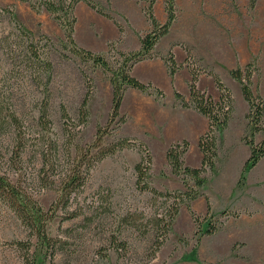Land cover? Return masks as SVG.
Listing matches in <instances>:
<instances>
[{"label": "rangeland", "instance_id": "obj_1", "mask_svg": "<svg viewBox=\"0 0 264 264\" xmlns=\"http://www.w3.org/2000/svg\"><path fill=\"white\" fill-rule=\"evenodd\" d=\"M29 1L35 0H0V37L12 32L10 39L35 45L41 54L19 75L11 69L16 60L0 50V105L11 106L26 125L33 126L44 88L48 91L52 124L51 132L44 135L45 141H55L57 148L47 154L45 175L40 172L42 160L33 158L34 147L27 149L13 179L40 208L41 226L49 241L43 244L37 240L0 201V264H264V169L255 176L248 175L250 169L244 182H238L244 162L240 160L248 156L241 139L247 135L258 144L264 137V116L258 124L262 131L251 137L245 119L248 104L230 75L235 68L242 78L249 72L253 95L264 99V0H254L252 8L248 0H174L173 20L158 36L151 56L129 71L141 82L160 89L163 96L126 88L119 116L113 121L108 73L68 52L54 14L43 7H30ZM49 1L61 4L62 18H75L72 37L76 45L102 55L110 65L118 58L117 52L138 50L139 39L152 30L144 13L149 0H78L71 11L68 0ZM164 1L155 0L151 6L161 25L168 18ZM15 24L21 31L14 29ZM43 61L48 62L50 71L43 70ZM189 84L214 101L221 96L232 99V113L224 129V138L230 141L227 146L218 136L214 168L205 171L206 182L199 189L202 196L189 201V208H179L165 241L149 258L152 236L140 234L120 218L139 213L145 218L155 210L149 203L150 193L136 186L134 165L144 149L150 158L146 181L158 191L185 190L166 159L171 144L186 140L184 164L199 166L197 137L206 130L207 120L190 105ZM85 97L83 123L79 107ZM61 106L67 114L65 120ZM241 119L246 124L235 138ZM97 127L109 131L103 144L127 138L133 146L95 162L82 192L63 208L60 185L42 186L40 177L56 179L48 168L50 162L57 166L55 172L61 173L78 161L74 160L76 147L87 150ZM232 141H237V146ZM231 151L235 152L228 161ZM186 182L192 184L189 179ZM72 210L80 214L67 219V211ZM111 235L126 241L125 252L112 248Z\"/></svg>", "mask_w": 264, "mask_h": 264}, {"label": "trees", "instance_id": "obj_2", "mask_svg": "<svg viewBox=\"0 0 264 264\" xmlns=\"http://www.w3.org/2000/svg\"><path fill=\"white\" fill-rule=\"evenodd\" d=\"M68 2L69 5L67 7L71 11L78 0H68ZM154 2L155 0H149L148 8L144 9L145 16L149 20L152 30L139 39L138 50L117 52L118 58L114 65H110L102 55L95 54L76 45L72 37L75 18L72 15L69 19L62 18V16H60V12L63 11L61 4H55L53 1L49 0L29 1L30 7H43L54 14V19L63 31L64 39L69 46V49H67L68 52L78 57L81 61H89L93 66L101 67L105 73H108V80L111 85L112 93L111 113H109L111 121L119 116V108L126 88L136 89L147 94L155 92L158 96H163V92L160 89L153 87L150 83L141 82L129 72L134 64L151 56L150 53L153 51L158 36L165 32V29L173 20L172 7L174 0L164 1L168 18L162 25L158 23L152 14L151 6ZM248 6L252 8L254 6V0H248ZM63 13H66V11ZM14 29L21 31V28L16 24L14 25ZM12 34V32H9L0 37V50L3 52L6 50V52L12 55L16 61L12 62L11 69H13L15 73L22 75L27 71V66L31 63L30 61H38L41 54L39 48L35 45L30 43L25 44L10 39ZM45 62L43 61L42 63L43 70L50 71L48 62L46 64ZM172 74L173 71L168 69V75L172 76ZM230 75L240 85L241 95L248 104V111L245 114V119L247 120L249 134L253 137L252 135L262 131V128L258 124L264 116V99L259 95H253L254 93L250 89L248 82L250 76L249 72H245L244 78H242L240 72L235 68V70L230 72ZM48 82L49 75L47 76L45 85L48 84ZM45 88L44 99L37 104V116L33 126L26 125L11 106L9 108L0 105V201L14 212L22 224L30 228L33 234L38 238L37 240H41L43 244L47 243L49 238L45 236L41 226V210L27 193L26 188L21 186L19 182H17V179L14 180L13 176L16 175V171L19 169L26 150L29 148L31 150L32 147H34L33 158L42 160V171L40 172H44L45 175L47 170H45L44 167L48 164L47 154L50 149L55 150L57 148V143L55 141H45L44 133L51 132L52 124L50 116H48V91ZM189 92L190 105L207 120L206 130L197 137V146L201 153L199 166L190 167L184 164L182 158L188 146L186 140L183 139L181 144H171L165 152L166 159L171 166L172 173L181 178L185 190L175 193L158 191L150 187L148 181H146L150 158L148 152L144 149V155H142L139 162L134 165L136 186L140 191H147L150 193L151 197L149 203L151 207H155V210L145 218L142 215L143 213H139L138 215L126 214L120 218L121 222L132 227L134 230L141 231L140 234L146 235L149 233L152 236V241L148 248L149 258L154 256L155 252L165 241L166 234L170 232L173 220L179 208L182 205L188 207L189 201H193L202 196L199 189H201L206 182L205 171L207 169L213 170L214 168V159L217 156L215 151L217 138L226 128V122H228L232 113V99L229 97L223 98L221 96L218 101H214L211 96L197 92L193 84H189ZM175 96L182 106H186V103L178 93H175ZM86 100L87 98L85 97L79 107V115L83 123L87 116L85 108ZM60 114L62 119H67V114L63 106L60 107ZM65 128L67 129L66 126ZM108 134L109 131H106V128L97 127L94 140L88 145L87 150L82 152L80 148L76 147L77 153L74 155V160L78 161L72 162V166L61 173L55 172L57 166L50 162L48 168H50L52 174L57 176L56 179L44 181L46 180L45 177H40L42 186H52L55 183L60 185V198L63 199V208H66L70 203L75 201L77 198L76 196L82 192L89 168H91L95 162L119 150L133 146L131 145V140L127 138L117 139L111 144H103V137ZM241 140L248 146L249 152L242 165L238 181L239 184L244 182V176L247 172L264 156V137L258 144H254L252 139L248 138L247 135H243ZM186 179H189L192 184L188 185ZM205 200L207 201L206 197ZM205 206L206 213H209L210 205L208 201ZM67 212V219L75 218L80 214L76 210ZM141 217L142 219H140ZM140 227L143 228L140 229ZM206 232H208L207 229H205V233ZM110 241L115 251H126V241L118 239L113 235L110 236ZM23 249H25L26 252L29 251V247H23Z\"/></svg>", "mask_w": 264, "mask_h": 264}, {"label": "crops", "instance_id": "obj_3", "mask_svg": "<svg viewBox=\"0 0 264 264\" xmlns=\"http://www.w3.org/2000/svg\"><path fill=\"white\" fill-rule=\"evenodd\" d=\"M202 30H206V29H202ZM244 113V112H243ZM243 116H244V114H243ZM245 124H246V122H245ZM245 124L243 125L242 124V119H241V124H240V127H238L237 129H238V132H237V134H236V137L235 138H237L238 137V135H240L242 132H243V130H244V127H245ZM228 128H229V124H228ZM225 131H227V129L226 130H223L222 131V133L220 134V139L222 140L223 138H224V136H226V134H225ZM231 137H233V135L231 136ZM227 141H230V139H227V137L226 138H224V144L227 142ZM233 143H235V145L237 146V141H232ZM225 145H229V144H225ZM243 145H245V144H243ZM235 146V147H236ZM245 146H247V145H245ZM248 147V146H247ZM248 150V152H249V149H247ZM235 152V151H234ZM233 152V153H234ZM229 153V155H228V161H230V159L229 158H231V155L233 154L232 153V151L231 152H228ZM232 153V154H231ZM231 154V155H230ZM242 157H244V156H242ZM244 158H246V157H244ZM242 159V160H240V161H245V159ZM241 163V162H240ZM244 163V162H243ZM262 165V167H260ZM259 167H260V169H259ZM255 168V169H254ZM253 169H251L250 171H249V173H248V175L251 173V175L252 176H255V175H257L258 173H260L261 171H263V169H264V156L262 157V159L258 162V165L256 164V166L254 167ZM247 175V176H248Z\"/></svg>", "mask_w": 264, "mask_h": 264}]
</instances>
